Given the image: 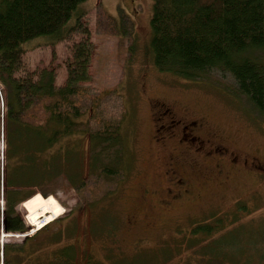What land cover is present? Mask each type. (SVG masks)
Returning <instances> with one entry per match:
<instances>
[{
  "label": "trees",
  "instance_id": "16d2710c",
  "mask_svg": "<svg viewBox=\"0 0 264 264\" xmlns=\"http://www.w3.org/2000/svg\"><path fill=\"white\" fill-rule=\"evenodd\" d=\"M87 1L0 0L5 146L0 214L7 232L27 231L16 209L31 195L38 192L48 197L63 177L72 188H80L82 177L89 174L83 175V167L89 163L92 175L96 171L110 178L121 173V130L127 115L124 98L113 88L83 85L90 80L92 54L83 23ZM151 1L149 50L155 69L190 82L204 80L211 72L227 74L235 85L233 93L244 97L264 122V0ZM73 33H80L82 39L73 45L64 85H56L54 70L23 71L26 48L54 47ZM75 137H85L88 159L71 146ZM30 204V226L39 227L59 216L53 199L36 197ZM247 212L244 205L235 204L229 221L236 222L237 214ZM100 215L84 228V237L99 241L107 237L109 243L101 257L75 243L72 237L78 229L74 221L70 228L57 227L52 221L31 237L0 245V264H231L235 252H243L238 235L225 232L226 217L193 222L156 246L137 243L132 251H125L113 241L115 230ZM263 231L264 224L239 235L252 245L250 257L256 260H263L258 254L264 249ZM253 234L258 237L249 242ZM238 258L244 260L243 255Z\"/></svg>",
  "mask_w": 264,
  "mask_h": 264
},
{
  "label": "rangeland",
  "instance_id": "374dc122",
  "mask_svg": "<svg viewBox=\"0 0 264 264\" xmlns=\"http://www.w3.org/2000/svg\"><path fill=\"white\" fill-rule=\"evenodd\" d=\"M83 7V23L92 45L90 80L83 85L115 89L123 96L127 109L121 130V150L117 146L122 159L121 173L110 178L96 175V171L92 175L89 163L82 170L83 175L89 174L82 177L83 184L77 190L68 184L67 177H63L53 194L43 197L37 192L18 206L16 212L27 229L25 233L4 232L0 214V241L20 242L52 221L61 228L73 227L70 224L74 221L78 229L72 237L75 243L82 250L101 257L104 246L109 243L107 237L103 235L100 241L84 237V228L92 225L100 214L106 218L108 227L115 230L113 241L125 251H132L137 243L156 246L193 222L217 216L215 218L228 219L225 232L236 233L239 249L243 250L242 254L235 252L232 259L235 263L231 261V264H245L254 249L240 236L264 224V177L253 173L252 167L256 162L264 163V122L244 97L233 93L235 85L227 74L211 72L204 80L190 82L155 69L149 50L151 0H88ZM81 39L80 33H73L69 40L54 47L34 45L26 48L23 71L36 74L43 69L54 70L56 85H64L73 45ZM161 103L171 106L177 118L203 121L199 133L210 141L191 161L199 165L197 171L189 172L187 165L177 161L179 175L185 174L187 179L188 194L176 199L167 192L178 189L169 181L168 170L179 156V147L174 141H154L155 119ZM3 111L4 101L0 95V180L5 150L1 128ZM84 139L75 137L70 144L76 151H82V158L88 159V144ZM214 144L227 147L236 164L224 156L217 162L227 164L218 173H212L211 163L206 162V152ZM116 150L111 151L113 159ZM36 197L53 199L60 208L58 217L39 227L28 224L31 204L25 207V202ZM235 204L244 205L248 212L237 214V221L232 222L229 215L235 212ZM1 208L0 189V213ZM257 237L248 236L249 242ZM258 254L263 260L251 256L248 264H264V249ZM239 255L244 256L243 261ZM182 258L186 261V255ZM252 258L253 263L250 262Z\"/></svg>",
  "mask_w": 264,
  "mask_h": 264
},
{
  "label": "flooded vegetation",
  "instance_id": "af4514ba",
  "mask_svg": "<svg viewBox=\"0 0 264 264\" xmlns=\"http://www.w3.org/2000/svg\"><path fill=\"white\" fill-rule=\"evenodd\" d=\"M158 106L161 108L159 109L157 118L155 119L157 127L155 129L154 141L157 143L174 141L179 147V156L176 161H173L170 164L168 170V176L171 179L169 181H171L178 189L175 191L168 189L167 192L169 195L171 194V198L176 199L182 194H188V188L186 186L187 179L184 177L185 174L179 175L180 165L177 161H182V165H187L189 172L195 171V169L197 171L200 169L199 165L192 163L191 161L195 160L196 156L201 151L203 152L206 148V143L209 144L210 141L205 139V137L199 133L200 128L203 125V121L200 119L183 120L182 118H177L175 116L171 106L165 103H161ZM227 151V147L221 144H214L210 147V151L206 152V162L211 163L210 168L213 170L212 173H218L222 170L224 164H227L225 161L221 165L217 162L219 159H224V156L227 157L230 163L236 164L235 157ZM252 167L253 173L264 177V163L256 162L252 165ZM208 169L209 168L206 170ZM204 178H206L205 176H203L202 179L206 180Z\"/></svg>",
  "mask_w": 264,
  "mask_h": 264
},
{
  "label": "water",
  "instance_id": "95a60500",
  "mask_svg": "<svg viewBox=\"0 0 264 264\" xmlns=\"http://www.w3.org/2000/svg\"><path fill=\"white\" fill-rule=\"evenodd\" d=\"M3 169H4V164L2 165V171H3ZM2 223H3V225H2V230H3L4 232H6V229H5V227H4L3 216H2ZM3 243H5V242H4L3 239H2L1 242H0L1 246L3 245Z\"/></svg>",
  "mask_w": 264,
  "mask_h": 264
},
{
  "label": "bare ground",
  "instance_id": "6f19581e",
  "mask_svg": "<svg viewBox=\"0 0 264 264\" xmlns=\"http://www.w3.org/2000/svg\"><path fill=\"white\" fill-rule=\"evenodd\" d=\"M31 201V200H30ZM30 201L25 202V207L29 208L30 207Z\"/></svg>",
  "mask_w": 264,
  "mask_h": 264
}]
</instances>
